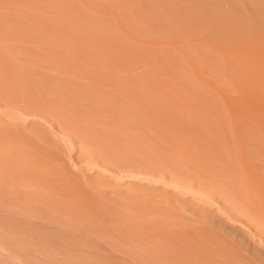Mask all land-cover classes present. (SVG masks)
Returning <instances> with one entry per match:
<instances>
[{"label": "bare ground", "instance_id": "6f19581e", "mask_svg": "<svg viewBox=\"0 0 264 264\" xmlns=\"http://www.w3.org/2000/svg\"><path fill=\"white\" fill-rule=\"evenodd\" d=\"M0 264H264V0H0Z\"/></svg>", "mask_w": 264, "mask_h": 264}]
</instances>
